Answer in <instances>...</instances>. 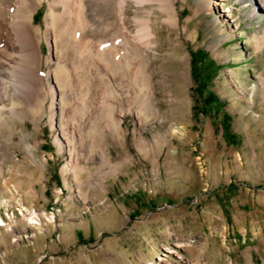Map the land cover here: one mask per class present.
Here are the masks:
<instances>
[{
    "label": "rangeland",
    "instance_id": "rangeland-1",
    "mask_svg": "<svg viewBox=\"0 0 264 264\" xmlns=\"http://www.w3.org/2000/svg\"><path fill=\"white\" fill-rule=\"evenodd\" d=\"M144 7L161 116L128 113L122 137L72 158L58 119L22 132L15 120L0 149V264H149L181 242L192 264H264V16L250 0Z\"/></svg>",
    "mask_w": 264,
    "mask_h": 264
},
{
    "label": "bare ground",
    "instance_id": "bare-ground-1",
    "mask_svg": "<svg viewBox=\"0 0 264 264\" xmlns=\"http://www.w3.org/2000/svg\"><path fill=\"white\" fill-rule=\"evenodd\" d=\"M250 1L252 13L264 16V0ZM128 3L135 8L133 31L127 27ZM146 4L151 0H0V149L15 135V120L22 132L26 120L39 130L45 116L51 126L58 119L57 143L72 158L91 141L104 147L110 136L124 134L120 118L128 113L142 126L160 117L149 54L157 38ZM171 9L161 11L171 17ZM255 43L256 50L264 49V31L255 34ZM22 144L32 156V147ZM1 227H9L2 218ZM187 246L175 243L149 264H192L182 254Z\"/></svg>",
    "mask_w": 264,
    "mask_h": 264
},
{
    "label": "trees",
    "instance_id": "trees-1",
    "mask_svg": "<svg viewBox=\"0 0 264 264\" xmlns=\"http://www.w3.org/2000/svg\"><path fill=\"white\" fill-rule=\"evenodd\" d=\"M198 56H200V57L203 58L204 60L207 59V58L205 57L204 54H198ZM209 65H210L211 69L214 68V62H213V61H211V62L209 63Z\"/></svg>",
    "mask_w": 264,
    "mask_h": 264
}]
</instances>
